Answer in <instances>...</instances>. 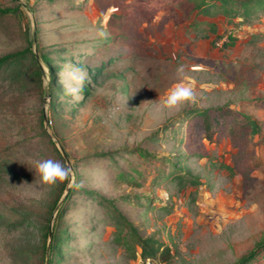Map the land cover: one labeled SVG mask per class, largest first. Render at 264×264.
<instances>
[{"label":"rangeland","instance_id":"374dc122","mask_svg":"<svg viewBox=\"0 0 264 264\" xmlns=\"http://www.w3.org/2000/svg\"><path fill=\"white\" fill-rule=\"evenodd\" d=\"M130 1L0 0V56L18 54L0 67V264H47L49 244V264H237L264 241V144L237 128L208 141L193 113L227 104L264 134V17L191 30L177 5L182 21L145 20ZM181 82L194 101L163 108ZM44 159L70 180L43 185ZM121 217L168 252L117 243ZM241 264H264V245Z\"/></svg>","mask_w":264,"mask_h":264},{"label":"trees","instance_id":"16d2710c","mask_svg":"<svg viewBox=\"0 0 264 264\" xmlns=\"http://www.w3.org/2000/svg\"><path fill=\"white\" fill-rule=\"evenodd\" d=\"M106 4L114 2L115 0H103ZM132 5L136 7V12L139 17H147L145 20H149L153 13H160L158 17L164 19H171L175 21H182L183 16H176L173 8L178 6L179 10H184L185 18H188V27L191 30H197L200 28L207 30H214V24L207 20H199V16H209L213 14H222L227 19H237L238 27L242 25L251 26L252 24L259 23L261 18L264 17V0H131ZM17 7V6H16ZM13 10L3 7L0 8V13L11 12ZM191 15V17H190ZM207 27V28H205ZM259 35V34H254ZM264 37V35H260ZM17 53H8L0 56V67L13 64L16 61ZM45 60V59H44ZM261 100H258V103ZM257 103V104H258ZM197 118L196 124L198 125L202 137L206 140H210L212 135L218 131L223 130L229 132L230 135L235 136V128L242 132L254 133L258 136L255 143L264 144V134L261 132V125L258 121L253 119L249 114L230 108L227 104L219 107L196 110L193 112ZM187 116H190L189 114ZM145 160L152 157L149 153L140 152ZM157 159H163V157L156 156ZM136 176H129L128 174L119 173L120 179L125 183H132L138 185L140 182L137 180L140 170H135ZM172 171H170L171 173ZM171 175H173L171 173ZM120 200H124L127 203L142 206L143 204L136 199V197H122ZM106 210L116 212L114 202L104 201ZM60 208V207H59ZM58 208V209H59ZM116 214H119L116 212ZM120 217V216H119ZM122 218V217H121ZM114 226L115 241L119 244H135L139 249V256L141 258H154L157 254L164 255L167 248L164 247L161 242L153 239L152 237H143L139 234L136 228L122 218L112 223ZM47 237L50 232L47 230L44 232ZM53 239L50 236V239ZM264 245V241L256 248L251 250L244 258L240 259L237 264L244 263L253 258L255 252ZM46 256V263H50L49 254L52 249V244L48 247H43Z\"/></svg>","mask_w":264,"mask_h":264},{"label":"clouds","instance_id":"9594fccd","mask_svg":"<svg viewBox=\"0 0 264 264\" xmlns=\"http://www.w3.org/2000/svg\"><path fill=\"white\" fill-rule=\"evenodd\" d=\"M184 72V66L181 65L177 68V76L181 77ZM80 84L82 86L83 79ZM194 101V91L191 86L184 83L175 84L167 93L162 101V107L168 110H176L182 108L189 102ZM36 175L39 176L40 182L48 187L55 186L65 181L70 180L72 176V169L69 166L62 164L59 161L44 159L34 162Z\"/></svg>","mask_w":264,"mask_h":264},{"label":"water","instance_id":"95a60500","mask_svg":"<svg viewBox=\"0 0 264 264\" xmlns=\"http://www.w3.org/2000/svg\"><path fill=\"white\" fill-rule=\"evenodd\" d=\"M44 121H45V118H44Z\"/></svg>","mask_w":264,"mask_h":264}]
</instances>
